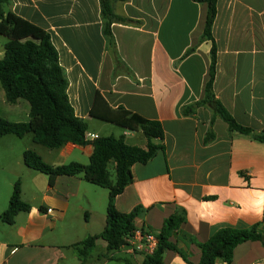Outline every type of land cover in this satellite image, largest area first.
I'll return each mask as SVG.
<instances>
[{
  "label": "crops",
  "instance_id": "1",
  "mask_svg": "<svg viewBox=\"0 0 264 264\" xmlns=\"http://www.w3.org/2000/svg\"><path fill=\"white\" fill-rule=\"evenodd\" d=\"M111 8L119 18L111 26L114 48L105 36L102 0H11L6 10L50 35L69 81L70 104L87 122L89 133L115 137L112 132L117 129L129 145L138 146L129 139L145 141L141 148L148 144L141 132L92 118L97 94L112 110L122 109L163 127L164 138L153 140L163 150L147 164L132 168L133 182L117 197V210L129 214L143 208L137 233L146 228L156 236L169 217L182 211L186 221L181 232L198 244L222 229L257 227L264 234V143L231 131L206 106L183 113L206 98L211 79L213 43L202 41L207 4L113 0ZM212 35L217 49L216 99L237 124L264 135V0H217ZM4 53L5 46L0 60ZM23 101L8 104L0 88V120L29 122L30 105ZM210 132L213 138L208 140ZM46 149L35 144L32 135L0 139V264H80L74 246L104 230L108 190L71 176L57 177L50 187L48 176L24 162V153L33 151L53 167L86 166L92 144ZM17 182L31 210L19 213L9 225L1 215ZM100 240L84 264H143L145 256L130 254L126 247L97 254ZM177 244L192 264L200 263L197 245ZM164 264L188 263L167 251ZM233 264H264V244L239 245Z\"/></svg>",
  "mask_w": 264,
  "mask_h": 264
},
{
  "label": "trees",
  "instance_id": "2",
  "mask_svg": "<svg viewBox=\"0 0 264 264\" xmlns=\"http://www.w3.org/2000/svg\"><path fill=\"white\" fill-rule=\"evenodd\" d=\"M103 1L104 32L111 48L114 40L111 32L112 22L116 18L111 8V1ZM125 1V0H120ZM208 6V15L202 41L213 43L211 79L206 88V98L183 110L191 114L201 106L210 108L216 116L225 121L231 131L252 136L264 143V135H257L252 130L237 124L231 113L216 99L213 92L217 49L214 43L212 28L217 17V0H197ZM11 0H0V36L7 39L3 59L0 60V85L5 91L6 102L14 105L19 100L30 105V121L14 123L0 120V139L12 135L23 139L33 136L35 144L48 149H59L67 143L77 146L92 144L94 151L88 165L70 163L53 167L43 162L33 151L24 153L25 165L49 178L50 187L60 176L82 177L86 182L109 191L106 212V225L98 236H90L74 246L78 252L80 264L89 260L96 249L97 242L102 239L107 243V252H117L127 247L130 240L138 232L136 220L143 214L141 207L129 214L120 213L116 208V199L133 182L132 168L136 164H147L163 150L153 140L163 139L164 130L158 122L147 121L142 117L125 110H112L105 99L97 94L94 107L90 112L92 118L116 125L128 132H141L147 139V147L129 145L125 138L100 137L88 142L85 140L89 126L84 119L77 117L68 97L69 81L64 69L59 64V55L50 35L42 28L7 12ZM213 138L210 132L208 140ZM31 206L23 202L21 184L17 182L7 210L1 215L3 223L12 225L19 213L29 212ZM185 213L178 211L169 217L157 235V248L152 255L144 257L143 264H164L167 251L179 254L183 260L192 264L189 256L179 248L177 243L195 244L201 250L199 264H233L235 249L249 241H261L264 234L259 228L222 229L210 237L204 244L181 232L185 223ZM141 235H147L148 229L142 228ZM177 238V243L172 239ZM107 257V256H106Z\"/></svg>",
  "mask_w": 264,
  "mask_h": 264
},
{
  "label": "built area",
  "instance_id": "3",
  "mask_svg": "<svg viewBox=\"0 0 264 264\" xmlns=\"http://www.w3.org/2000/svg\"><path fill=\"white\" fill-rule=\"evenodd\" d=\"M99 138L96 134L87 133L85 140L93 142ZM157 236L152 233L142 236L141 233H136L130 240L129 245L126 247L127 252L130 254H141L144 256L152 255L157 248Z\"/></svg>",
  "mask_w": 264,
  "mask_h": 264
},
{
  "label": "rangeland",
  "instance_id": "4",
  "mask_svg": "<svg viewBox=\"0 0 264 264\" xmlns=\"http://www.w3.org/2000/svg\"><path fill=\"white\" fill-rule=\"evenodd\" d=\"M6 43H7V39H6L5 37H3V36H0V48H1V47H4V46L6 45ZM0 88L2 89L1 85H0ZM23 102H24L25 104H28L26 101H23ZM118 128H119V127H118ZM122 130H123V129H122ZM112 133H114V136H115V137H119V135H121V134H119V133H122V131H120V130L118 131V130L116 129V131H115V132H112ZM29 136H30V135H29ZM27 138H29V137H27ZM141 138H142V137H141ZM25 142H29V139H26ZM129 142L132 143V144H134V145H138L139 147H144V145H145V141H143L142 139H141V140H138V141L129 139ZM46 150H48V149H46ZM106 190H107V189H106ZM105 245H106L105 241L100 240L99 243H98V247H97V251H96V253L99 254V253H104V252H106L107 250H106Z\"/></svg>",
  "mask_w": 264,
  "mask_h": 264
}]
</instances>
